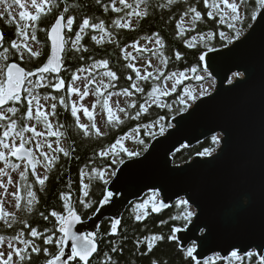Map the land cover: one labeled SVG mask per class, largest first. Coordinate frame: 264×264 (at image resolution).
Returning <instances> with one entry per match:
<instances>
[{"label": "snow or ice", "instance_id": "1", "mask_svg": "<svg viewBox=\"0 0 264 264\" xmlns=\"http://www.w3.org/2000/svg\"><path fill=\"white\" fill-rule=\"evenodd\" d=\"M99 2V0H97ZM145 0H137L135 6L129 4L127 0H119V4L123 7H117L115 0H113L112 10L119 13L125 9H131L127 11L125 15L129 18L132 16L146 17L148 15L147 7L141 8ZM178 0H167L166 4H161L159 7L166 8L173 4H176ZM0 5H3V10L0 11V17L8 19L9 23L15 22L16 32L19 36L30 38L32 41H37L36 28L39 23L42 22V17L47 16L49 13H53L54 9L60 8V4L57 0H0ZM14 9H18V19L14 13ZM206 10V11H205ZM250 10V17L246 16V12ZM264 0H253L252 3L249 0H202V8L198 10L195 6H190L187 11L183 13L180 20L176 22V27L179 31L177 35H183L187 30L190 31L196 27V22L207 18L213 27L216 23L227 24L232 35H228L223 31L218 33L220 40L231 43L232 40H239L243 28H238L237 24L243 26L245 20L250 18L256 20L259 14L261 19H264ZM104 11H108L105 7ZM69 12V8L65 6L62 11L54 15L53 22L44 29L45 34L51 40L50 51L48 52L45 60L35 68L26 69L21 61H31L32 58L38 57L41 53L38 50H33L32 47L25 41L23 48L16 40L10 41V46L4 48V55L2 58L6 63L0 64V122L6 121V123H0V129H2V135H0V161L4 162V167L0 168V176L8 177L7 183L12 184V176L5 170L11 167L13 170H18L19 178L21 181L27 182L29 177V170L32 177H34L32 184L26 185L27 200L24 210L28 213L37 211V205L40 200L37 196V191H33L34 185L38 184L40 188L38 191L44 190V185L49 180L48 173L54 168H57L60 162V153L64 157H69L71 153L64 147L60 146L59 137L64 135L60 131L63 125H54L50 121V116L58 115L57 112V96H59L58 103L63 105L66 109L69 107L66 102L65 96L59 95V90L63 89L66 93H75L78 95L79 100H83L90 94L97 97L89 107L83 104L78 106L77 101H73L71 104V116L75 118V124L78 129L82 131L85 137L95 136L97 138L107 135L106 131H103L98 126L96 119L94 118V110L97 105L101 106V109L106 113L107 124L112 127H119L125 120L140 121L142 119H149V113L152 106L155 105L161 109H167L168 112H173V103L178 104L179 107L175 109L176 114L186 112L193 108L196 101L205 95H208L207 89H201L198 93L195 89L184 86L182 92H178V86H182L185 80L189 79L187 73H197L198 67L201 61L205 60L206 53H201L196 66L179 72H165V69L169 67V57L165 56L162 49L164 47V40L159 34H154L155 41L154 46L156 51L146 46L137 47L138 42H133L132 47L137 51L148 52L151 56H156L159 64L153 65L151 58L147 59L145 64L137 66L134 63L129 62L126 67L130 70L126 79L129 82L128 87L121 89L119 93H113L108 89L114 88L115 83L119 77L116 71L109 68V61L107 59H101L90 65L88 68L78 67L69 78L68 82L64 78H61V67L65 64L67 57L73 56L76 53L81 52L82 46L80 41L83 39V34L87 29L97 30L99 32V38L97 35H92L91 40L96 44H102L105 41V37L108 38L109 43H113L112 32L108 31L104 21L99 23L94 22L91 18L85 16L81 19L78 25L79 30L76 31L72 28V25L76 21V17L73 15H65ZM191 14L189 21L190 27L185 29L181 26L184 18ZM219 17V20H216ZM117 28H131V20L121 22V19L113 21ZM67 28V32L70 35H65L64 29ZM249 29L253 25H247ZM31 28V34L27 31ZM74 35V39L72 36ZM217 35L216 32L210 31L206 34H198L191 36L190 39H185L184 43L188 48H196L197 44H203L208 51H215L214 48L209 47V42ZM150 39V38H149ZM4 43V33L0 32V46ZM38 43V41H37ZM226 46V45H225ZM15 50V53H19L17 59L9 60V53L11 50ZM27 51V56L25 54ZM83 51L87 52L88 49L84 48ZM124 51V49H121ZM15 53H12L15 55ZM132 57L131 52H125L124 59L128 60ZM175 60L182 58V53L177 51L174 56ZM77 61L83 60L84 57L76 56ZM132 59H137L132 57ZM140 59H144L143 56ZM103 67L106 69L102 73V77H107V82L101 78L97 80L91 75L92 69ZM151 69V70H149ZM205 72L207 68L203 69ZM88 72L89 76L84 82L77 73ZM56 74V75H53ZM134 74V75H133ZM211 74H209L210 76ZM244 73H233L234 78L244 77ZM51 77V78H50ZM34 78V79H30ZM194 79L202 80L204 77L194 75ZM81 81V86H76V81ZM54 81V82H53ZM151 81L150 90L146 91L142 86V82ZM168 81H173L168 84ZM232 83V80H229ZM90 85H95L94 89H90ZM52 88L57 90V95H44L39 94L37 89ZM137 93L142 94L143 103H138L137 100H131L126 107L120 106L119 99L113 101L116 107H112L110 101L113 96L119 97L123 95L125 97H133ZM173 93H176V98L173 103H168L166 99ZM9 102L25 103V108L21 109L16 106L5 107ZM91 121V124L81 123V112ZM133 111H129V110ZM17 113H21L19 119L14 118ZM123 114V118L119 115ZM11 114V115H9ZM25 117L28 123H25ZM175 118V117H173ZM36 123H31V121ZM165 116H158L156 119L151 120L149 123L137 124L133 130L131 138L135 139L136 134L140 129L146 130V134L154 136L157 132L153 129L158 128V134L164 135L167 127H172L171 123H165ZM37 124H42L46 131H38ZM30 132L36 138L33 141L32 137H25V133ZM57 137L54 143L57 145L53 148V142H49L47 139H40L42 137ZM129 138V133H125L122 137L115 139L113 143L106 148H101L96 155L99 157H110L111 165L117 163L124 164L125 161L122 158V154H126L129 159L141 155L140 151L129 150L125 147L123 141ZM212 143L220 145L223 137L219 134L211 137ZM140 144H144L143 139H139ZM32 144V147L26 145ZM212 149L205 148L203 151L198 152L199 156H211ZM51 153V154H50ZM117 157H121L117 159ZM11 158H15L20 161V164L14 163ZM37 164H43L45 173L41 175L37 169ZM110 166L106 165L103 168L88 166L85 169H80L78 174V190L82 193V196L73 200L71 192L59 193V200L62 203L57 206H50L46 212H39L40 217L44 221L51 223V228L45 226L43 231L38 230L36 227H32L27 219L19 220V223L23 225V228L16 233V235L9 238L7 247L5 250L0 251V264H33L32 254L36 256H43V264H92V260L96 256L100 255L99 244L103 242V235L99 231L91 232H78L74 231V226L82 223V216H86L87 213H82L80 209H89L92 214L95 215L101 211V207H94L98 204L100 206L109 205L114 198V193L107 190L106 186L110 183V179L116 176V170L113 168L108 171ZM87 180V182H85ZM93 181L102 182V198L98 201H93L90 189ZM4 182L0 181V185ZM5 190H7L5 188ZM19 187L11 193V196L15 197L14 208L16 210L21 209V200L23 197L19 195ZM191 198H179L176 201V205L180 206L183 211L180 216L172 217L175 219H182L185 221V227L187 224L193 223V218L197 217V213L191 210L190 205ZM168 205L163 198H160V193L153 190L151 195L142 202L135 203L133 206V214L136 221L144 220L149 217L151 213H160ZM0 221H3V225L7 229H13L17 223V212L15 210L8 211L5 208V202L0 201ZM161 224H166L167 221L160 220ZM122 226L121 219L113 218L110 221L109 229L105 230L104 234L115 235L118 232V227ZM203 231V229H201ZM183 231L180 227H172L170 229V235L152 234L150 236H144L142 240L136 241V246L141 244L146 245L145 255H149L153 252L158 242L164 240L176 241L177 232ZM36 238V239H33ZM203 239V237H201ZM39 240V243H37ZM4 241V237L0 236V243ZM71 241L70 251L66 254L65 249L69 246ZM23 245L19 247L16 243ZM110 253H103L104 264H119V259H113V255L122 256V247L115 245H109ZM30 250V251H29ZM183 252L187 258H189V264L192 261L195 264H200L197 260L199 253L197 252V245L193 242L190 246L183 249ZM258 256L259 264H264V254H258L255 251H245L241 254L239 249H233L227 256L220 257L217 254V259L227 260L228 264H244L245 260L248 264L254 257ZM151 264H159L158 260H151ZM204 264H212L211 261L206 260Z\"/></svg>", "mask_w": 264, "mask_h": 264}, {"label": "water", "instance_id": "2", "mask_svg": "<svg viewBox=\"0 0 264 264\" xmlns=\"http://www.w3.org/2000/svg\"><path fill=\"white\" fill-rule=\"evenodd\" d=\"M250 24L239 40L205 52L203 68L215 79L214 89L173 116L172 127L141 155L118 165L106 186L115 194L113 201L99 205L101 211L82 219L74 231H96L104 218L120 219L129 205L156 190L168 207L191 198L197 217L176 233V241L180 249L195 242L198 261L233 249L264 253V19L258 14ZM235 72L245 75L234 78ZM216 134L223 140L211 156L173 163L180 147Z\"/></svg>", "mask_w": 264, "mask_h": 264}, {"label": "trees", "instance_id": "3", "mask_svg": "<svg viewBox=\"0 0 264 264\" xmlns=\"http://www.w3.org/2000/svg\"><path fill=\"white\" fill-rule=\"evenodd\" d=\"M127 2L135 6L137 0H127ZM249 2L252 3L253 0H249ZM57 3L60 4V8L54 9L53 13H49L47 16L42 17V22L39 23L36 28L37 41L43 46L44 50L43 57L47 56L49 52V41L44 29H46L50 23L53 22L54 15L62 11L65 6L69 8V12L65 15H73L76 17V21L72 25V28L76 31L79 30L78 25L81 22V19L85 16L91 18L96 23L104 21L108 31L112 32L113 34L112 40L114 42L109 43L108 38L105 37L104 43L96 44L91 40V36L97 35L99 38V32L97 30L87 29L83 34V39L80 41V45L82 46L81 52L67 57L65 64L61 68V77L64 78L66 82H68L71 75L76 72V68H88L98 60L107 59L109 61V68L113 71H116L119 77V79L114 82L115 87L108 89V91L111 92L121 90L122 88L129 86V82L127 81L126 77L130 70L126 67V65L129 62H133L132 57H129L128 60H125L124 56L125 52H127V48L132 46L134 41L138 42L142 39L155 38L154 34H159L164 40V47L162 51L165 56L170 58L169 67L165 69V72H179L196 66L200 54L208 51V48H205L203 44H197L196 48H188L184 43L185 39H190L191 36L198 34H206L210 31H214L217 33V35L209 42V47L215 49L228 45L227 41L220 40L218 35L220 31H223L228 35H232L231 30H229L227 27V24L216 23L213 27L212 23H210L207 18L197 21L196 27L190 31L186 30L182 36L176 34L179 31V29L176 27V22L180 20V17L190 6H195L198 10H201L202 0H178L176 4L166 8H161L159 5L166 4L167 0H145L144 4L141 5V8L147 7L148 15L146 17L132 16L131 18L125 15V13L127 11H131V9H125L119 13L113 11V0H99V2H97V0H57ZM115 3L117 7H123L119 4V0H115ZM105 7L108 8V11H104ZM250 15L251 12L248 10L246 12V16L250 17ZM185 18H188L190 21L191 14ZM116 19H121L122 23L130 19L132 22V27L117 28L113 23V21ZM216 20L218 21L219 17H216ZM251 22L252 20L247 18L243 26L237 24V27H242V33H244L248 28L247 25H249ZM15 26L16 24L13 22V28H11L9 25V32H5L4 37L5 39L9 38V42L11 40H15L19 36L16 32ZM183 28L188 29L189 27L184 26ZM31 31V28H29V37ZM65 35H70L67 32V28H65ZM74 38L75 37L73 35L72 39ZM20 42L23 46L25 40ZM84 48H87L88 51H83ZM121 49H124V51H121ZM152 50L156 51V47H154ZM177 51L182 53V58L180 60H175L174 58L175 52ZM15 55H17V53H15ZM81 55L84 57V59L77 61L76 56ZM34 59H36V57H34ZM32 66L33 65L30 63L25 65L26 69H32ZM203 69V62L201 61L197 73L193 75L205 72ZM98 71L105 72L106 69L101 67L98 69ZM77 74L79 75V73ZM92 74L95 75L94 72H92ZM187 74L189 77L192 76V73ZM150 85L151 81L142 82V86L145 87L146 91L150 90ZM40 91L45 95H48L49 93L51 95H57V91L52 88L40 89ZM177 91L182 92L180 88H178ZM59 95L65 96L69 107L66 109L63 105H60L58 103L59 96H57L58 115L53 116V118L55 119L57 125H63V127L60 128V131L64 133V135L59 137L60 146L69 151L71 155L69 157H64L62 153L59 154V165L57 168H54L48 173L49 180L44 185L43 191H38L40 188L38 184L34 185L33 191H37V196L40 200V203L37 205V211L28 213L26 210H24L27 200L26 185L32 184L34 177L31 176L29 171L27 182L21 181L19 178V195L23 197L21 200V209L18 210L20 218H17V223L14 225L13 229H7L3 225V222L0 221V236H3L4 238H9L16 235V233L19 232L21 228H23V225L19 223V220L21 219H27L32 227H36L40 231H43L45 226L51 228V223L49 221L42 220L39 212H46L49 210L50 206L59 207V205L62 203V201L59 200V193L61 191L71 192L73 200L77 199L79 196H82V193L78 190V174L80 169H85L86 165L88 166L87 170H90L93 166L103 168L108 165L110 166L108 171H111L113 168L116 170L118 167L119 163L111 165L110 157L101 158L96 155V153L101 148H106L108 145L113 143L115 139L122 137L125 133L133 132L137 124L149 123L158 116H165L164 122L166 124L171 123V118L176 115L175 109L179 107L178 104L173 103L176 98V93H173L170 97L162 98L166 99L168 103H173V112H168L167 109H161L153 105L150 113L148 114L149 119L147 120H125V122L119 125V127H112L106 123L104 129V131L107 132L106 136L99 138L95 136L85 137L82 134V131L77 128L75 124V118L71 116V94H68L63 89H61L59 90ZM143 99L144 98L142 94L139 93L133 96V100H137L138 103H143ZM14 106L24 109L25 103H15ZM129 111L133 110L130 109ZM20 115L21 113H17V116L14 118L19 119ZM26 120L27 118L25 117V123ZM87 124L90 125L91 121L88 120ZM153 131L157 132V134L154 136H149L146 134L145 129H140L139 133L136 134L135 141H137V146L135 147L134 151H140L141 154L145 151L150 141L159 135L158 128L153 129ZM211 137L206 138L192 147H180L172 156L173 163H184L190 160L194 155H197L198 152L203 151L205 148H209L214 151L217 145L212 143ZM139 139H143L145 143L140 144L138 142ZM119 158L121 157H117V159ZM122 158L124 160L128 159L126 154H122ZM44 173L45 172H43V174ZM85 182H87V180ZM101 184L102 182L100 181L92 182L90 192L92 193L91 198L93 201H98L102 198ZM150 195L151 193L145 194L142 200L136 201L126 208V210L120 216L122 226L118 227V232L115 235L104 234L105 230L109 229L110 227V221L112 220L111 218H104L102 222H100L96 231H99L101 235H103V242L99 244V251L101 254L92 260V264H104L103 253L108 252L111 254L109 245L122 247V256L112 254L113 259H119V264H151V260L153 259L158 260L159 264H189V258L185 256L183 249H180L177 241H170L166 239L162 242H158L153 252L149 255L144 254L146 253V245L141 244L139 247L136 246V241L138 239L142 240L144 236H150L152 234H163L167 236L171 234L170 229L172 227H185L184 220L172 219V217L180 216L183 211L180 206L176 205V201L172 206L161 211L160 213H151L150 216L146 217L144 220L136 221L133 214L134 204L142 202ZM94 207H99V205L96 204ZM80 211L82 213H87L86 216H82L83 220L93 216L92 211L89 209H80ZM161 219L167 221V223L161 224ZM37 243H39V240H37ZM32 256L33 264H43V256L38 257L36 254H32ZM206 260L211 261L212 264H228L227 260L217 259V255H212ZM206 260L199 262L200 264H204ZM70 264H72V262ZM191 264H195V262L192 261ZM244 264H248V261L245 260ZM251 264H259L258 256L252 259Z\"/></svg>", "mask_w": 264, "mask_h": 264}, {"label": "rangeland", "instance_id": "4", "mask_svg": "<svg viewBox=\"0 0 264 264\" xmlns=\"http://www.w3.org/2000/svg\"><path fill=\"white\" fill-rule=\"evenodd\" d=\"M27 2L30 3V0H27ZM0 10H1V8H0ZM18 11H19L18 9H14V13L16 14L17 18H18ZM181 26L182 27H184V26L190 27L188 18H184V21L181 23ZM15 29H16V26H15ZM27 31H29V29ZM19 39H20V41H24V40L27 41V43L29 44L30 47L33 48V50H38L40 53L43 52V48H42V45L40 43L32 41L30 38H25V37H21V36L19 37ZM154 41H155V38L142 39V40L138 41L137 47L146 46L148 48H152L153 49L155 47L154 46ZM232 41H234V40H232ZM127 52H131L132 53V57H136L137 58V59H132V62L134 64H136L137 66H142L143 64H145L146 60L149 59V58H151V60L153 62V65H158L159 64V61H158L157 57L156 56H151V54L148 53V52L137 51L136 48H133L132 46L127 48ZM141 56H143L144 59H140ZM39 62H40V60H37V61H33L32 60L30 62V64L33 65V66H37L39 64ZM98 69L99 68L92 69V72H94L95 75H93L92 72H91V75L93 77H95L97 80H100L101 78H103L105 83H106L107 82V77H102L101 74L104 73V72L103 71L99 72ZM149 70H151V69H149ZM79 75L81 76L82 79H84V82H86L85 78H87L89 76V73L88 72H83V73H79ZM196 75L204 77V79H202V80L194 79L193 78L194 75L192 74V76L189 77V80H185L183 82V85L182 86H178V88H180V90L183 91V87L186 86V87H189L191 89H195L197 93L201 89H207L208 93H210L215 87V83H216L215 79L210 77L207 71L198 73ZM232 77H233V75H232ZM172 82L173 81H168L167 83L171 84ZM76 86H81V81H79V80L76 81ZM89 87H90V89H94L95 85H90ZM54 90L57 91L56 89H54ZM120 91L121 90H116V91H113V93H119ZM96 99H98V98L92 96L91 94L88 97H85L83 100H79L78 95L75 94V93H72L71 96H70V100H71L72 103L75 100V101H77L78 106L80 104H83L86 107H89L90 110H91L90 105ZM116 99H119L121 107H126L127 104L130 103L131 100H133V97H125L123 95H120L119 97L113 96L112 101H110V104L114 108L116 107V105H115V103H113V101H115ZM80 115H81V123L87 124L88 118L82 114V109H81ZM93 115H94V118L97 121L98 126L101 127V129L104 131L105 125L107 123V117H106V113L101 109V106L99 104L97 105L96 109L94 110ZM119 115L121 117H123L122 113H120ZM31 123H33V121H31ZM36 126H37V130L38 131H44V127H43L42 124H38ZM128 133H129V138L124 140L123 143H124L125 147H127L129 150H134L135 147L137 146V141H135V139L131 138L133 132H128ZM24 135H25V137H32L33 141H35V139H36L34 137V135L32 133H30V132H26ZM40 139H47V138L45 136V137H42ZM13 162L17 163V164L21 163V162H18V161H13ZM3 167H4V162L0 161V168H3ZM37 169H38L39 173L41 175H43V173L41 171L42 167H41L40 164L37 165ZM5 170L12 176L13 183L12 184H8L7 183L8 177L0 176V181L4 182L3 185H0V201H4L5 202L6 210H8V211L15 210L17 212V218H20L19 211L14 208V203L13 202L15 200V197L11 196V193L13 191H15V189L18 186L19 172H18V170H13L11 167H8ZM5 188L7 190H5ZM142 199H140V200H142ZM191 210H193L192 207H191ZM1 222H3V221H1ZM9 238L5 237L4 241L2 243H0V251H3V250L6 249L7 242L9 240ZM14 243H16L19 247H23V245L19 244V242H14ZM214 255H217V254H214Z\"/></svg>", "mask_w": 264, "mask_h": 264}, {"label": "flooded vegetation", "instance_id": "5", "mask_svg": "<svg viewBox=\"0 0 264 264\" xmlns=\"http://www.w3.org/2000/svg\"><path fill=\"white\" fill-rule=\"evenodd\" d=\"M0 8H1V10L0 11H2L3 10V5H0ZM18 19V18H17ZM9 25H10V27L11 28H13V23H9L8 22V19H6V18H4V17H0V32H3L4 33V35H5V32H9ZM19 37L20 36H18V38H16L15 40L17 41V43H20L21 44V47L23 48V46H22V43L20 42V39H19ZM10 46V42H9V38L8 39H5V37H4V43H3V45L2 46H0V57H2L3 55H4V48H8ZM42 48H43V46H42ZM12 53H15L14 52V49L13 50H11V52L8 54L9 55V60L11 61V60H14V59H17L18 58V56H19V53H17V55H13ZM42 54L40 55V56H38V57H36V59H34V58H32V60L33 61H37V60H40V62H39V64L37 65V66H39L44 60H45V58H46V56L45 57H43V54H44V50H43V52H41ZM25 54H26V56H27V51L25 50ZM43 57V58H42ZM31 60V61H32ZM31 61H21V64L25 67V65H27L28 63H30ZM4 63H6L2 58H0V64H4ZM24 63V64H23ZM26 63V64H25ZM37 66H32V69H34V68H36ZM26 68V67H25ZM51 78V77H50ZM30 79H34V78H30ZM37 91L38 92H40L41 94V96H44L45 94H43L41 91H40V89H37ZM9 106H14V102H9V104L8 105H6L5 107H9ZM9 115H11V114H9ZM49 119H50V121L52 122V124L54 125V129H55V126L57 125L56 124V122H55V119L53 118V116H50L49 117ZM0 123H6V121H4V122H0ZM33 123H36L35 121H33ZM38 125V124H37ZM44 131H46L45 129H44ZM0 135H2V129H0ZM46 138H47V140L49 141V142H53V148H55L57 145L54 143V141L57 139V137H47L46 136ZM59 140H60V138H59ZM27 147H32V145L31 144H29V145H26ZM51 154V153H50ZM12 159V158H11ZM38 165V164H37ZM41 165V167H42V173L43 172H45V170H44V168H43V164H40ZM29 171H31V170H29Z\"/></svg>", "mask_w": 264, "mask_h": 264}]
</instances>
